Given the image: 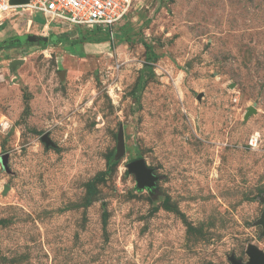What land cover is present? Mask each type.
Returning <instances> with one entry per match:
<instances>
[{"label": "rangeland", "instance_id": "1", "mask_svg": "<svg viewBox=\"0 0 264 264\" xmlns=\"http://www.w3.org/2000/svg\"><path fill=\"white\" fill-rule=\"evenodd\" d=\"M31 19L0 18V264L264 252V0H135L114 35Z\"/></svg>", "mask_w": 264, "mask_h": 264}, {"label": "built area", "instance_id": "2", "mask_svg": "<svg viewBox=\"0 0 264 264\" xmlns=\"http://www.w3.org/2000/svg\"><path fill=\"white\" fill-rule=\"evenodd\" d=\"M12 0H0V13L19 12L44 20L43 32H54V25L86 27L87 29H108L114 35L113 27L129 16L135 0H29V3L13 5ZM13 13V14H12ZM251 146L253 142H251Z\"/></svg>", "mask_w": 264, "mask_h": 264}, {"label": "water", "instance_id": "3", "mask_svg": "<svg viewBox=\"0 0 264 264\" xmlns=\"http://www.w3.org/2000/svg\"><path fill=\"white\" fill-rule=\"evenodd\" d=\"M13 5H22V4H27L29 3V0H12L11 2ZM24 42H29V43H39V44H47L50 41L58 42L57 36H53L52 38L46 37V36H37V35H27L22 38ZM255 109H251L249 113L247 114V117L252 112H255ZM119 149L120 152H124L125 149V143H124V134L123 131H120L119 134ZM7 160H8V155L4 156L1 158L2 165L6 167L7 165ZM129 172L134 174L136 177L137 181V187L140 190H143L145 188L151 190L152 188L155 187V182L157 178L154 176V171L153 169H150L147 167V164L145 160H136L128 165ZM264 225V221H263ZM247 255L249 257L247 262H242L241 260L236 259L235 257L230 258L231 264H264V252L261 250L255 248V247H250Z\"/></svg>", "mask_w": 264, "mask_h": 264}, {"label": "trees", "instance_id": "4", "mask_svg": "<svg viewBox=\"0 0 264 264\" xmlns=\"http://www.w3.org/2000/svg\"><path fill=\"white\" fill-rule=\"evenodd\" d=\"M36 17V19H34V22L38 25V26H42L44 24V20L41 17ZM45 45V44H44Z\"/></svg>", "mask_w": 264, "mask_h": 264}, {"label": "bare ground", "instance_id": "5", "mask_svg": "<svg viewBox=\"0 0 264 264\" xmlns=\"http://www.w3.org/2000/svg\"><path fill=\"white\" fill-rule=\"evenodd\" d=\"M17 14H19V13H17ZM10 15H11V12L10 13H0V18L4 19V18H6L7 16H10ZM13 15H16V14H13Z\"/></svg>", "mask_w": 264, "mask_h": 264}]
</instances>
